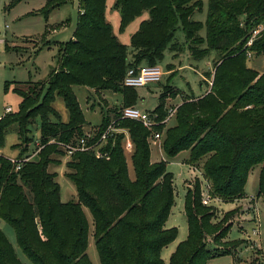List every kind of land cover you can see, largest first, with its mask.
Returning a JSON list of instances; mask_svg holds the SVG:
<instances>
[{"label": "trees", "instance_id": "1", "mask_svg": "<svg viewBox=\"0 0 264 264\" xmlns=\"http://www.w3.org/2000/svg\"><path fill=\"white\" fill-rule=\"evenodd\" d=\"M22 1L13 0V6ZM46 1L42 9L46 18L67 2ZM106 1L79 0L77 27L73 38L61 45L58 70L43 84L28 81L13 89L21 99L19 111L16 116L7 112L0 119V148L8 130L16 125L21 140L19 158L32 142L31 127L40 124L42 149L35 161L17 171L10 161L0 158V220L14 229L20 248L33 264H92L84 208L93 217L100 264H164L161 250L177 238L175 229L166 228L175 205L174 178L164 162L151 164V132L139 122L121 119L120 114L137 100L135 89L124 86L128 70L159 65L166 50L175 51L173 42L181 28L195 59L214 51L222 57L215 64L210 92L187 99L177 109V123L167 132L164 152L175 157L189 151L191 166L205 160L203 174L211 196L224 202L244 198L249 175L260 166L258 196L264 198V73L248 66L249 53L264 56V29L248 45L264 25V0H209L206 39L202 38L207 48L200 53L196 38L203 25L193 16L202 10L201 1L114 0L122 28L143 13L149 14L131 37L132 61L106 19ZM75 86L122 94L123 105L114 112V120L132 139L134 179L122 147L124 135L111 136L102 158L88 151L68 159L67 177L76 186L78 202L64 203L57 174L49 167L61 163L55 156L67 154L56 143L75 144L85 134ZM10 87L7 82L6 91ZM57 97L69 112L67 123L54 108ZM166 97L163 92L160 106L151 114H159L160 120L168 115L163 107ZM110 123L109 116L104 117L96 139ZM164 128L156 126L152 132L161 133ZM185 215L189 237L170 264H207L211 259L234 256L225 241L232 225L218 231L214 213L203 204L200 181L187 191ZM208 238H212L213 249L208 247ZM0 264H24L2 231Z\"/></svg>", "mask_w": 264, "mask_h": 264}, {"label": "rangeland", "instance_id": "2", "mask_svg": "<svg viewBox=\"0 0 264 264\" xmlns=\"http://www.w3.org/2000/svg\"><path fill=\"white\" fill-rule=\"evenodd\" d=\"M195 1L197 0H193L192 4ZM199 1L203 5L202 10L194 14L193 20L203 25L196 38L199 43L196 51L200 53V51L207 48L204 40L206 39L209 0ZM46 2V0H24L13 6V0H0V116L5 114V109L8 107L14 111L13 116L17 115L21 99L13 89L19 88L21 83L28 81L36 84L47 82L53 71L59 68L58 57L61 45L74 36L79 20V0H67L66 4L54 8L48 18L42 13ZM41 3L44 4L42 8L38 7ZM52 4H55V2ZM114 5V0L106 1V19L111 25L117 40L127 48L128 58L132 61L135 50L131 45V37L139 30L141 23L147 19L148 14L147 12L143 13L125 28H122L121 15ZM260 27L263 28L264 25L258 28ZM252 39L255 40L254 37ZM173 43L176 45L175 51L166 50L162 61L158 65L163 71L161 81L135 89L137 100L135 105L132 106L142 112L153 114L160 106V98L164 92L167 94L163 102L164 109L168 113L170 111L175 112L173 118L164 124H161L163 120L159 119V114H154L158 115L156 121L161 125H165L164 131L161 133L152 132L155 130H149L145 127L151 132L148 138L151 164L156 165L164 162L168 172L174 178L175 205L166 223V228L175 229L177 238L161 250V259L164 264H170L178 247L189 237V227L185 215L187 191L194 189L197 181L201 183L203 194L210 187L203 174L205 160L191 166L189 151H183L175 157L166 155L164 147L167 132L176 126V111L187 100L186 96L200 97L206 92L207 87L212 85L215 64L222 57L221 52L214 51L202 59H195L191 55L182 28L176 32ZM252 55L248 66L264 73V56H257L255 53ZM204 78L205 80H203ZM7 82L11 83L9 91H6ZM74 91L84 115V133H92L96 136V132L103 124L104 117L109 116L110 125L114 123V112L121 109L123 105H118L116 100H123L122 94L108 90L96 91L84 86H75ZM54 108L63 123L69 122V112L61 97H57L55 100ZM117 125H119L118 122H115L116 132L112 137L124 135L122 147L127 159L129 175L134 179V168L131 161L134 152L132 139L126 129ZM39 131L40 124L38 122V124L36 123L31 127L30 138H32V142L26 152L33 161L36 160L37 154L42 149L39 145ZM155 134H159L160 139H156ZM108 139L102 141L95 151L93 150L98 158H100L98 152H102L107 146ZM130 143L132 144L131 149L128 148ZM1 149L4 156L9 158H18L20 155L21 140L16 125L12 126L6 133ZM55 158L61 163L56 162L50 165L49 171L57 174V181L61 188V200L65 203H77L76 186L67 177L66 162L68 160L66 157L60 156H55ZM259 175L260 166H256L249 175L244 198L232 202H224L219 198H214L210 201L209 206H206L214 213L213 223L217 225L218 231H221L227 225H232L229 236L225 241H228L227 245L233 249L234 253V256L227 255L211 259L207 264H264V198L258 196ZM84 212L90 228L87 252L92 264H100L94 240L93 217L88 208H84ZM254 223L262 225L263 234L260 239L253 236L252 230L256 226ZM0 231L4 233L14 248L18 259L24 264H33L20 248L14 229L0 220ZM216 231L212 233L215 234ZM233 241L234 243H231ZM207 244L210 249L214 248L212 238H208Z\"/></svg>", "mask_w": 264, "mask_h": 264}, {"label": "built area", "instance_id": "3", "mask_svg": "<svg viewBox=\"0 0 264 264\" xmlns=\"http://www.w3.org/2000/svg\"><path fill=\"white\" fill-rule=\"evenodd\" d=\"M263 28H258L254 32V38L257 36ZM253 39L249 41L248 45H251ZM248 57L251 59L252 54H248ZM163 75L162 68L158 65L150 66L144 65L139 69L131 68L128 70L127 75L124 79V86L129 88H141L147 86L149 84L159 83L161 81ZM7 112H11V108L7 110ZM175 112L170 111L168 116L165 120L162 121L161 124L167 123L171 118H173ZM158 115H151L148 112H142L135 107H127L121 111L120 118L123 120H132L141 123L144 127L148 128L149 130L154 129L156 126L161 125L156 121ZM115 121L109 128L101 135L100 139H96V136L92 133H85L75 144L64 145L60 143H56L55 141L50 142L59 144L63 149L66 151V158L67 160L76 152H88V151H95L97 147L101 145V142L108 139L109 136H113L116 132V128L114 127ZM156 139H160L159 134H155ZM131 143L128 145V148L131 149ZM100 158L103 157L102 152H98ZM0 158H5L10 161L14 166L15 169L18 171L21 169L24 163L29 162L32 158L29 155L23 156L22 158H9L4 156L2 153V149L0 148ZM210 186V185H209ZM212 196L209 190L203 194V204L209 206L210 201L212 200ZM255 224V223H254ZM256 226L253 228V236L260 239L262 236V225L255 224Z\"/></svg>", "mask_w": 264, "mask_h": 264}, {"label": "crops", "instance_id": "4", "mask_svg": "<svg viewBox=\"0 0 264 264\" xmlns=\"http://www.w3.org/2000/svg\"><path fill=\"white\" fill-rule=\"evenodd\" d=\"M43 5H44V4L41 3L40 6H38V7H41V8H42ZM39 9H40V8H39ZM147 14H148V13H147ZM148 18H149V14H148V16H147V19H148ZM213 70H214V68H213ZM213 70H212V71H213ZM213 73H214V72H213ZM203 80H205V78H204ZM209 83H211V82L209 81ZM210 89H211L210 86L207 87L206 92H205L204 94H202L200 97H195V96H190V97H189V96H186V97H187V99H190V98H197V99H198V98H201V97L205 96L207 93H209V92H210ZM122 97H123V96H122ZM116 101L118 102V105L123 104V100H118V99H117ZM119 101H121V102H119ZM20 102H21V100H20ZM182 103H183V102H182ZM182 103H181V104H182ZM19 104H20V103H19ZM181 104H180V105H181ZM8 109H9V107L5 109V114L7 113V110H8ZM11 111H12V109H11ZM12 112H14V111H12ZM5 114L1 115V116H0V119H1ZM26 155H28V154H24V156H26ZM18 157H19V156H18ZM64 203H65V202H64Z\"/></svg>", "mask_w": 264, "mask_h": 264}]
</instances>
